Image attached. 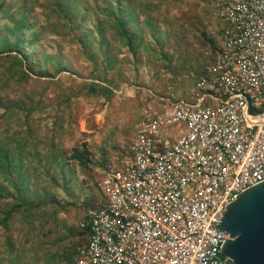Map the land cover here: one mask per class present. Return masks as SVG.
Here are the masks:
<instances>
[{"label":"rangeland","instance_id":"1","mask_svg":"<svg viewBox=\"0 0 264 264\" xmlns=\"http://www.w3.org/2000/svg\"><path fill=\"white\" fill-rule=\"evenodd\" d=\"M9 1L12 13L23 9L34 23L46 55L62 64H43L39 68H50V75L32 73L21 83L9 78V64L0 65V101L18 103L0 106V145H7L29 176L25 200L15 190L13 199H5L24 207L0 225V264H75L85 242L80 223L104 168L130 156L129 144L146 113L162 111L170 99L190 98L193 80L186 76L201 72L217 47L223 0H138L140 25L131 24L140 38L137 55L118 38L100 48L98 16L83 6L78 11L87 17L76 19L82 29L72 36L62 19L50 17L52 0ZM85 33L95 60L86 58L78 40ZM107 55L111 66L105 70ZM60 67L65 68L59 72ZM91 84L109 86L113 94H93ZM177 131L182 130L171 128V134ZM76 148L88 149L90 169L70 159ZM3 205L0 198V209ZM71 253H76L71 261L65 260Z\"/></svg>","mask_w":264,"mask_h":264},{"label":"built area","instance_id":"2","mask_svg":"<svg viewBox=\"0 0 264 264\" xmlns=\"http://www.w3.org/2000/svg\"><path fill=\"white\" fill-rule=\"evenodd\" d=\"M218 25L190 98L146 113L104 168L75 264H231L224 214L264 183V0H223Z\"/></svg>","mask_w":264,"mask_h":264},{"label":"trees","instance_id":"3","mask_svg":"<svg viewBox=\"0 0 264 264\" xmlns=\"http://www.w3.org/2000/svg\"><path fill=\"white\" fill-rule=\"evenodd\" d=\"M52 2L49 6L50 17L54 16L56 21L62 19L63 26L67 28L72 36L76 35V30L82 29L81 21H76V19L78 17L86 19L87 17L86 12L81 14L78 11V7L83 6L85 11H91L98 16L95 29L104 40L99 45L100 48L105 44L111 45V40L118 38L133 55H137L140 48L138 43L140 38L139 34L133 31L131 24L140 25V19L135 13L137 5H140L138 0H96L94 5L91 0H52ZM150 22V19L147 18L146 23L149 25ZM34 27V23H31L23 9L12 13L10 1L0 0V65L9 64V78H16L19 83L28 82L32 73L50 75L51 73L48 71L50 68H45V70L39 68L43 64H62L60 60L55 62L54 56L51 59L46 55L47 53L40 41L41 34L35 31ZM88 34H82L78 40L86 51V58H89L88 54H90L92 60H95V54L85 46ZM109 58V55H107L104 60H109ZM110 64L111 61L109 60L102 68L106 70L111 66ZM15 65L20 66V69H15ZM37 67L39 69H36ZM64 68L60 67L57 70L61 72ZM89 90L93 94L107 97L113 94L111 87L105 85L91 84ZM0 106L7 109L18 106V103L5 106L0 101ZM9 152L10 149L7 145H0V178L3 179V182L0 181V198L4 201L3 208L0 209V215H2L1 226H6L14 214L23 209L22 204L12 205V203L5 202V199H13L15 195L13 190H15L16 194L22 200H25L23 192L27 190L26 182L29 177L27 172L22 171L21 165L11 158ZM70 159L77 161L85 169L91 168L90 152L87 148L74 149ZM75 254L66 255L65 260L71 261Z\"/></svg>","mask_w":264,"mask_h":264},{"label":"water","instance_id":"4","mask_svg":"<svg viewBox=\"0 0 264 264\" xmlns=\"http://www.w3.org/2000/svg\"><path fill=\"white\" fill-rule=\"evenodd\" d=\"M221 229L228 235L222 255L231 264H264V183L227 207Z\"/></svg>","mask_w":264,"mask_h":264},{"label":"crops","instance_id":"5","mask_svg":"<svg viewBox=\"0 0 264 264\" xmlns=\"http://www.w3.org/2000/svg\"><path fill=\"white\" fill-rule=\"evenodd\" d=\"M98 194H97V191H96V195L94 196V199L92 200V201H90L91 203V205L89 204L88 206V208H87V210H85V212L87 213V211L90 209V208H92L96 203H97V201H98ZM85 214V213H84ZM83 214V215H84ZM86 215V214H85ZM83 219V218H82ZM81 234H82V237L85 239L86 238V233L85 232H81Z\"/></svg>","mask_w":264,"mask_h":264}]
</instances>
